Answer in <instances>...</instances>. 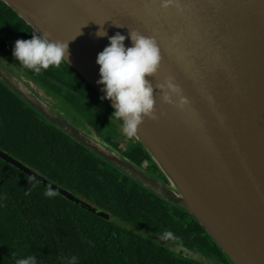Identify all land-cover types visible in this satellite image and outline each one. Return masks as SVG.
Instances as JSON below:
<instances>
[{"label": "water", "instance_id": "water-1", "mask_svg": "<svg viewBox=\"0 0 264 264\" xmlns=\"http://www.w3.org/2000/svg\"><path fill=\"white\" fill-rule=\"evenodd\" d=\"M37 33L68 44V64L101 97L97 37L134 29L160 49L153 87L166 80L184 102L154 92L157 119L135 137L162 181L69 121L0 58V80L54 126L192 216L230 264H264V0H3ZM119 25V26H118ZM125 46L131 41L125 39ZM173 99L178 98L173 95ZM111 107L112 102L104 99ZM0 158L75 204L109 214L0 149Z\"/></svg>", "mask_w": 264, "mask_h": 264}, {"label": "trees", "instance_id": "trees-1", "mask_svg": "<svg viewBox=\"0 0 264 264\" xmlns=\"http://www.w3.org/2000/svg\"><path fill=\"white\" fill-rule=\"evenodd\" d=\"M31 33L36 32L0 0L1 60L46 92L60 93L103 131L102 118L86 101L83 78L66 61L35 72L12 56L14 41L30 39ZM87 86L90 98L98 95ZM102 134L136 165H154L141 143L122 150L110 140L111 131ZM0 149L110 216L82 208L0 158V264L27 257L36 264H72L73 257L75 264H230L192 216L67 136L1 80ZM144 231L173 248L151 241Z\"/></svg>", "mask_w": 264, "mask_h": 264}, {"label": "clouds", "instance_id": "clouds-1", "mask_svg": "<svg viewBox=\"0 0 264 264\" xmlns=\"http://www.w3.org/2000/svg\"><path fill=\"white\" fill-rule=\"evenodd\" d=\"M31 34L30 39H16L12 47V56L25 68L40 72L68 62L66 41L50 39L47 33ZM96 36L108 39V44L96 56L95 62L99 65L96 83L103 86L102 99L112 102L110 117L122 121V131L127 137L137 134L145 118H158L154 107L156 90L160 91L164 103L180 106L184 102L180 88L170 80L154 89L151 80L146 78L156 74L161 61L160 49L153 37L134 29H129L127 37L120 32L108 36L102 27ZM126 38L131 46H125ZM173 95L178 99L174 100ZM16 264H36V259L27 257L17 260ZM72 264H75L74 257Z\"/></svg>", "mask_w": 264, "mask_h": 264}, {"label": "rangeland", "instance_id": "rangeland-1", "mask_svg": "<svg viewBox=\"0 0 264 264\" xmlns=\"http://www.w3.org/2000/svg\"><path fill=\"white\" fill-rule=\"evenodd\" d=\"M8 41L9 42H12L10 39H8ZM3 61V60H2ZM4 62V61H3ZM5 63V62H4ZM6 66L12 71V72H14V74L16 75V76H18L19 78H21L22 80H24L25 82H26V84H28L32 89H33V91H35L42 99H44L45 101H47L48 103H50L51 105H52V107H54L56 110H58L60 113H62L69 121H71L73 124H75L76 126H78V127H81V128H83V129H85L86 130V132L87 133H90V134H93L94 135V133H95V131H94V129L93 128H91V126L88 124V122H87V120H86V118H85V116H84V114H83V112L82 111H80L79 109H78V107L76 106V105H72V104H70L69 102H67L65 99H62V98H56V99H54V103L52 104L51 102H49L48 101V99H51L52 98V96L53 97H55L54 96V93H53V91L51 90V92H45V94L47 95H42L39 91H41V92H43V90H42V87L40 86V85H38L37 83H36V81H34V80H32L31 79V76L30 75H28L27 74V76L31 79H29V78H27L25 75H23L17 68H13L12 66H9L8 64H6ZM35 82V83H34ZM38 85V86H37ZM39 90V91H38ZM55 92V91H54ZM56 94L57 95H59V96H61L60 95V93L58 94L57 92H56ZM45 96V97H44ZM92 96V99L95 101V103H101V100L97 97V96H95L94 94H92L91 95ZM62 97V96H61ZM47 98V99H46ZM93 106H95V105H93ZM98 132V131H97ZM102 133H105V134H107V131L105 130V131H102ZM113 140H117V141H120L121 140V137L119 136V135H113ZM123 142L124 141H122V144H123ZM7 153V152H6ZM8 154V153H7ZM10 155V154H9ZM12 156V155H11ZM13 157V156H12ZM150 158H151V156H150ZM18 160V159H17ZM150 160H152V162H154L153 161V159L151 158ZM18 161H20V160H18ZM21 162V161H20ZM24 164V163H23ZM25 165V164H24ZM27 166V165H26ZM140 167H142V165L140 166ZM156 167H157V169L160 171V169L158 168V166L156 165V163L154 162V165H152V164H150L149 165V167H147V168H144V170L145 171H147L148 173H150V174H152V175H158L159 177H160V179L162 180V181H164L163 179H164V177H165V179H166V181H167V178H166V176H165V174L162 172L161 173V176H160V174L158 173V171H157V169H156ZM34 170V169H33ZM23 171V170H22ZM24 172V171H23ZM25 173V172H24ZM25 174H27V173H25ZM28 175V174H27ZM30 176V175H29ZM43 176V175H42ZM30 177H32V176H30ZM45 177V176H44ZM33 178V177H32ZM115 222L117 221L118 222V220L117 219H113ZM119 224V223H118ZM122 224H124V223H122ZM128 227H129V225H127ZM143 234L145 235V237L146 238H148V239H150L151 241H153V242H156V243H159V244H162V245H164V246H166V247H170V248H173V246H172V244L169 242V241H167V240H165V239H163V238H161V237H159V236H157V235H155V234H151V233H148V232H143ZM186 255H190V256H194V254H192V252H190V253H188V251H187V253H186ZM199 258V257H198Z\"/></svg>", "mask_w": 264, "mask_h": 264}, {"label": "flooded vegetation", "instance_id": "flooded-vegetation-1", "mask_svg": "<svg viewBox=\"0 0 264 264\" xmlns=\"http://www.w3.org/2000/svg\"><path fill=\"white\" fill-rule=\"evenodd\" d=\"M80 76V75H79ZM28 78V77H27ZM30 79V78H29ZM31 80V79H30ZM84 80V79H83ZM76 81V80H75ZM74 81V82H75ZM86 81L84 80V81H81V87H82V89H83V91H85L86 93L85 94H87V96H88V99L86 100L87 102H88V104H90L91 105V109L93 110V111H95V112H98V116H100L101 118H102V121H103V123H102V128L104 129L103 131H107V129H108V131L110 132L111 131V135H110V140H112V141H114V142H116L117 144H118V147H120L122 150H124V149H126L127 148V146L128 145H138V143H140L139 142V140L134 136V137H131V138H129V137H127L124 133H123V131H122V121H120V120H117L114 116H112V117H110V115H111V113H112V111H113V108L104 100V99H102V97L100 96V94L98 93V95L96 94V96L101 100V103H95V101L92 99V96H91V98L89 97V93H90V88L87 86V84L85 83ZM35 83V82H34ZM38 86V85H37ZM42 90H43V92H41V91H39L42 95H44L45 94V89H43L42 88ZM45 91V92H44ZM54 93V96L55 97H53L52 96V98L51 99H48V101L49 102H51L52 104L54 103V99H56V98H62L61 96H59V95H57L55 92H53ZM46 95V94H45ZM47 96V95H46ZM45 97V96H44ZM54 98V99H53ZM47 99V98H46ZM63 99V98H62ZM68 102V101H67ZM93 105H95V106H93ZM108 106H110L112 109H110ZM86 118V117H85ZM86 120H87V118H86ZM88 122V121H87ZM88 124H89V122H88ZM90 125V124H89ZM91 126V125H90ZM81 128V127H80ZM91 128H93V126H91ZM83 129V128H82ZM94 129V128H93ZM83 130H85V129H83ZM86 131V130H85ZM94 131H95V135H98L100 138H101V135H103L102 134V131H99V132H97L95 129H94ZM119 135L120 137H121V140L120 141H117V140H113V135ZM104 136V135H103ZM105 137V136H104ZM102 140V139H101ZM103 141V140H102ZM122 141H124L123 142V144H122ZM104 142V141H103ZM104 143H106V142H104ZM107 145H110V144H108V143H106ZM111 146V145H110ZM115 149V148H114ZM115 150H117V149H115ZM118 151V150H117ZM147 164H148V162L146 161V163L144 164L145 165V167L147 166ZM143 168V167H142ZM155 177H157L158 179H160V177L158 176V175H154Z\"/></svg>", "mask_w": 264, "mask_h": 264}]
</instances>
